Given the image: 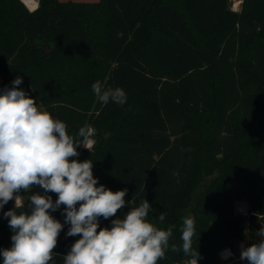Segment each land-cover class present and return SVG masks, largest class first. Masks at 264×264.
Instances as JSON below:
<instances>
[{"label":"trees","instance_id":"obj_1","mask_svg":"<svg viewBox=\"0 0 264 264\" xmlns=\"http://www.w3.org/2000/svg\"><path fill=\"white\" fill-rule=\"evenodd\" d=\"M46 43L50 54L43 52ZM18 76L19 88L64 122L69 135L75 138L85 124L96 130L92 151L81 146L71 159L94 163L97 186L127 189L126 205L101 217V228L146 199L150 222L175 225L158 264L190 259L181 240L188 216L199 264H221L218 251L235 240L247 238V247L259 242L264 0H242L239 10L230 0H39L34 10L22 0H0V92ZM96 81L122 88L124 105H103L92 91ZM32 193L20 192L18 213L29 210ZM243 199L247 216L235 213ZM14 208L11 200L0 209V251L12 246L4 212ZM63 211L62 205L50 214L64 223ZM69 227L59 233L50 264H63L80 238L66 236Z\"/></svg>","mask_w":264,"mask_h":264},{"label":"clouds","instance_id":"obj_2","mask_svg":"<svg viewBox=\"0 0 264 264\" xmlns=\"http://www.w3.org/2000/svg\"><path fill=\"white\" fill-rule=\"evenodd\" d=\"M21 84L18 76L11 88L0 92V209L15 200V208L4 212L13 235L12 246L0 251L3 264H50L64 224L70 225L66 236L80 238L63 264H158L169 248L175 225L162 229L150 222L151 204L144 199L123 218L112 219L111 227L101 228V217L108 220L126 205L127 189L97 186L94 163L71 159L79 156L81 146L92 151L96 130L85 124L75 138L69 135L67 125L38 107L36 99L19 88ZM91 87L103 105L111 101L123 106L127 100L122 88L105 89L100 81ZM34 186H40L43 193L33 194ZM21 191L32 194L29 210L18 213L23 206ZM49 192L57 195L55 201ZM62 205L64 223L50 214ZM165 217L161 213L158 219L163 222ZM181 232L183 253L190 257L187 264H198L202 257L192 247L193 217L183 219ZM257 234L258 243L241 247L240 259L248 264H264V227ZM171 250L180 251L175 244ZM221 255L227 259L232 253L225 250Z\"/></svg>","mask_w":264,"mask_h":264},{"label":"rangeland","instance_id":"obj_3","mask_svg":"<svg viewBox=\"0 0 264 264\" xmlns=\"http://www.w3.org/2000/svg\"><path fill=\"white\" fill-rule=\"evenodd\" d=\"M24 2V0H22ZM38 1V4H37V7L39 5V0ZM241 2L242 0H230V5H231V8L232 9H235V10H239L240 7H241ZM25 3V2H24ZM27 6V5H26ZM28 7V6H27ZM36 7V8H37ZM29 8V7H28ZM35 8V9H36ZM30 10H32L31 8H29ZM46 45H48L51 50H52V47L49 43H46L44 44V47H43V50L44 49H47L46 48ZM218 173V171H216L215 173L211 174V175H208L207 177H205V182H208L211 177L213 176H216ZM18 195H21L20 193H18ZM22 196V195H21ZM22 199L24 201V198L22 196ZM241 201H247L245 199L241 200ZM239 201H237L235 203V213L237 215H241V216H247L248 214V210L244 211V210H239L237 208V204H238ZM248 202V201H247ZM13 206L15 207V200H13ZM1 235V234H0ZM247 247V238H245L244 240H235L234 241V245L233 247H225V248H222L220 249V251H218V257L220 258L221 260V264H248V262L246 260H241L240 259V253H241V247ZM228 248H231L232 249V252L234 253V255L230 258V259H227V260H224L222 257H221V252L225 249H228ZM188 261L184 262V263H180V264H187ZM199 264V262H198Z\"/></svg>","mask_w":264,"mask_h":264},{"label":"bare ground","instance_id":"obj_4","mask_svg":"<svg viewBox=\"0 0 264 264\" xmlns=\"http://www.w3.org/2000/svg\"><path fill=\"white\" fill-rule=\"evenodd\" d=\"M24 2H25V4H26L29 8H31L32 10H34V9L37 7V4H38V1H37V0H24ZM237 208H238L239 210H244V211H246V210H248L249 205H247L246 202L241 201V202H238V204H237Z\"/></svg>","mask_w":264,"mask_h":264},{"label":"water","instance_id":"obj_5","mask_svg":"<svg viewBox=\"0 0 264 264\" xmlns=\"http://www.w3.org/2000/svg\"><path fill=\"white\" fill-rule=\"evenodd\" d=\"M46 48H47V49H44L43 52L46 53V54H50V53L52 52L51 48H50L48 45H46ZM239 202H240V201H239ZM244 202H246L247 205H248V202H247V201H244Z\"/></svg>","mask_w":264,"mask_h":264},{"label":"built area","instance_id":"obj_6","mask_svg":"<svg viewBox=\"0 0 264 264\" xmlns=\"http://www.w3.org/2000/svg\"><path fill=\"white\" fill-rule=\"evenodd\" d=\"M74 158H75V157H74ZM240 202H241V201H240ZM225 250H230V251H231L232 255H231L229 258H227V259H230V258L234 255V253L232 252L231 248H228V249H225ZM225 250H223V251L221 252V254H222ZM221 257H222V255H221ZM223 259H224V258H223ZM227 259H224V260H227Z\"/></svg>","mask_w":264,"mask_h":264},{"label":"crops","instance_id":"obj_7","mask_svg":"<svg viewBox=\"0 0 264 264\" xmlns=\"http://www.w3.org/2000/svg\"><path fill=\"white\" fill-rule=\"evenodd\" d=\"M232 250V249H231Z\"/></svg>","mask_w":264,"mask_h":264}]
</instances>
